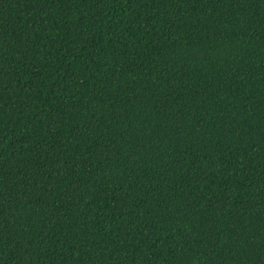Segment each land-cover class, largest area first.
Segmentation results:
<instances>
[{
	"label": "trees",
	"instance_id": "trees-1",
	"mask_svg": "<svg viewBox=\"0 0 264 264\" xmlns=\"http://www.w3.org/2000/svg\"><path fill=\"white\" fill-rule=\"evenodd\" d=\"M0 264H264V0H0Z\"/></svg>",
	"mask_w": 264,
	"mask_h": 264
}]
</instances>
